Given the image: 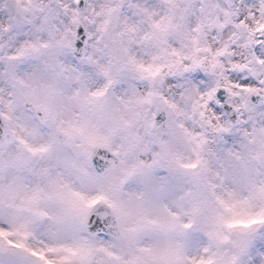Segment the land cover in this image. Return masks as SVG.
Wrapping results in <instances>:
<instances>
[{
  "label": "snow or ice",
  "instance_id": "obj_1",
  "mask_svg": "<svg viewBox=\"0 0 264 264\" xmlns=\"http://www.w3.org/2000/svg\"><path fill=\"white\" fill-rule=\"evenodd\" d=\"M0 264H264V0H0Z\"/></svg>",
  "mask_w": 264,
  "mask_h": 264
}]
</instances>
